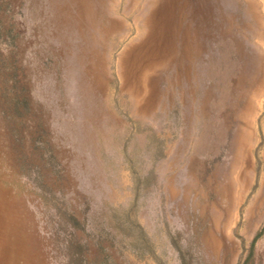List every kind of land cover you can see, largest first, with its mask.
<instances>
[{"label": "rangeland", "instance_id": "374dc122", "mask_svg": "<svg viewBox=\"0 0 264 264\" xmlns=\"http://www.w3.org/2000/svg\"><path fill=\"white\" fill-rule=\"evenodd\" d=\"M0 264H264V0H0Z\"/></svg>", "mask_w": 264, "mask_h": 264}, {"label": "trees", "instance_id": "16d2710c", "mask_svg": "<svg viewBox=\"0 0 264 264\" xmlns=\"http://www.w3.org/2000/svg\"><path fill=\"white\" fill-rule=\"evenodd\" d=\"M257 235H258V234H257ZM257 235L255 236V238L257 237ZM255 238H254V239H255Z\"/></svg>", "mask_w": 264, "mask_h": 264}]
</instances>
